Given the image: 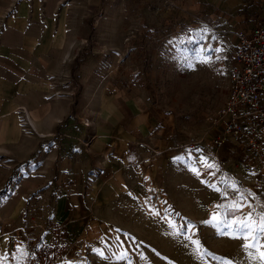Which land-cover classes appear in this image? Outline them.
I'll return each mask as SVG.
<instances>
[{
	"label": "rangeland",
	"instance_id": "obj_1",
	"mask_svg": "<svg viewBox=\"0 0 264 264\" xmlns=\"http://www.w3.org/2000/svg\"><path fill=\"white\" fill-rule=\"evenodd\" d=\"M87 14L88 34L82 33L87 47L78 55L114 45V52L93 55L117 58L119 86L164 113L179 148L159 181L142 185L149 214L138 201H121L124 197L96 210L86 197L84 223L57 225L50 223L56 212L11 211L17 195L0 202L3 264H252L242 240L211 222L217 213L232 218L264 212V163L231 141L218 150L211 145L219 133L212 121L228 93L224 63L231 60L238 28L247 31L256 23L252 14L241 21L231 14L188 12L175 0H106ZM72 58L73 53L65 60ZM193 138H203L197 150L182 146ZM201 157L213 167L200 163ZM241 199L244 207L233 214L230 205ZM17 227L25 250L8 255L4 233Z\"/></svg>",
	"mask_w": 264,
	"mask_h": 264
},
{
	"label": "crops",
	"instance_id": "obj_2",
	"mask_svg": "<svg viewBox=\"0 0 264 264\" xmlns=\"http://www.w3.org/2000/svg\"><path fill=\"white\" fill-rule=\"evenodd\" d=\"M104 1L0 0V202L17 195L11 211L56 212L50 223L82 224L86 197L96 210L124 197L149 214L142 185L158 182L179 148L164 113L119 86L117 58L93 55L114 52V45L79 56L87 47V9L95 11ZM175 2L188 12H219L241 21L252 14L255 24L264 19V0ZM60 74L68 76L60 86L66 94L53 97ZM21 108L33 131L23 124ZM22 233L18 227L4 233L8 255L25 250Z\"/></svg>",
	"mask_w": 264,
	"mask_h": 264
},
{
	"label": "built area",
	"instance_id": "obj_3",
	"mask_svg": "<svg viewBox=\"0 0 264 264\" xmlns=\"http://www.w3.org/2000/svg\"><path fill=\"white\" fill-rule=\"evenodd\" d=\"M231 60L224 63L228 78V93L213 119L219 133L211 139L215 150L231 141L246 150L253 161L264 163V22L258 21L247 31L236 33ZM65 62V60H64ZM65 74L55 76L53 97L66 94L60 86L68 81ZM23 124L33 131L27 111L21 108ZM88 125V122L84 123ZM203 138H193L183 144L195 151ZM181 147V146H180ZM155 154H157L154 151ZM224 165V164H222Z\"/></svg>",
	"mask_w": 264,
	"mask_h": 264
},
{
	"label": "snow or ice",
	"instance_id": "obj_4",
	"mask_svg": "<svg viewBox=\"0 0 264 264\" xmlns=\"http://www.w3.org/2000/svg\"><path fill=\"white\" fill-rule=\"evenodd\" d=\"M215 51L219 52L220 49H216ZM203 62L207 63L208 60L206 59ZM200 163L208 168L213 167L203 157L200 158ZM192 171L196 172V169L193 168ZM233 191H236L234 187ZM243 207L242 199L230 205L233 214L240 211ZM211 222L214 225L222 223L225 228L229 229L231 238L242 240L241 247L248 255L252 264H257V262L258 264H264V243H262V240H264V212L254 215L250 210L245 216L235 217L233 215L232 218H225L223 213H217L213 215ZM188 239L191 238L189 237ZM191 242L199 248L198 241ZM0 264H3L2 258H0ZM224 264H232V262L224 261Z\"/></svg>",
	"mask_w": 264,
	"mask_h": 264
},
{
	"label": "trees",
	"instance_id": "obj_5",
	"mask_svg": "<svg viewBox=\"0 0 264 264\" xmlns=\"http://www.w3.org/2000/svg\"><path fill=\"white\" fill-rule=\"evenodd\" d=\"M38 260H39V258H38ZM38 260H37V261H38Z\"/></svg>",
	"mask_w": 264,
	"mask_h": 264
}]
</instances>
